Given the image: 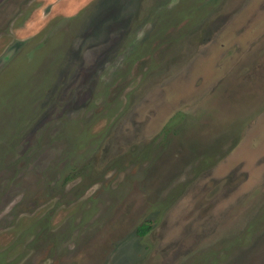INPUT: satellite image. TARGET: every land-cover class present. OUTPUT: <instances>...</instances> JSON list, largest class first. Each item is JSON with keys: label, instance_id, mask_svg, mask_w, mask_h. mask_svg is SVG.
I'll return each mask as SVG.
<instances>
[{"label": "rangeland", "instance_id": "rangeland-1", "mask_svg": "<svg viewBox=\"0 0 264 264\" xmlns=\"http://www.w3.org/2000/svg\"><path fill=\"white\" fill-rule=\"evenodd\" d=\"M0 264H264V0H0Z\"/></svg>", "mask_w": 264, "mask_h": 264}, {"label": "trees", "instance_id": "trees-1", "mask_svg": "<svg viewBox=\"0 0 264 264\" xmlns=\"http://www.w3.org/2000/svg\"><path fill=\"white\" fill-rule=\"evenodd\" d=\"M151 228H152V225H150L148 222L147 223H143L138 228V234L140 236H144L151 230Z\"/></svg>", "mask_w": 264, "mask_h": 264}, {"label": "water", "instance_id": "water-1", "mask_svg": "<svg viewBox=\"0 0 264 264\" xmlns=\"http://www.w3.org/2000/svg\"><path fill=\"white\" fill-rule=\"evenodd\" d=\"M19 43H23V42H19Z\"/></svg>", "mask_w": 264, "mask_h": 264}]
</instances>
